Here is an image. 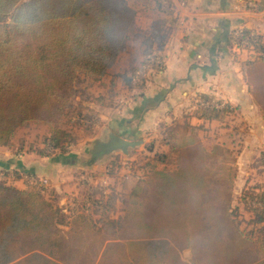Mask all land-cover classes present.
<instances>
[{
  "label": "trees",
  "instance_id": "trees-1",
  "mask_svg": "<svg viewBox=\"0 0 264 264\" xmlns=\"http://www.w3.org/2000/svg\"><path fill=\"white\" fill-rule=\"evenodd\" d=\"M142 1L159 14L173 11L170 0ZM135 15L127 0H0V146L21 150L17 130L35 122L50 134L43 149L30 151L50 156L59 150L65 163L79 160L64 155L70 137L60 121L72 105L67 96L82 76L99 79L113 65ZM232 34L216 53L233 46ZM237 41L249 51L245 79L264 112V34L243 26ZM156 49L148 45L145 54ZM151 69L158 73L162 64ZM228 109L197 104L195 115L222 119ZM166 126L168 151L156 153L130 188L118 195L84 178L86 192L68 201L66 220L43 185L16 188L7 184L10 171L0 170V264H264V188L246 186L237 200L260 226H241L232 205L238 150L219 143L206 148L197 126ZM103 154L90 152L79 163L93 168ZM119 197L122 212L115 217ZM182 249L190 250L189 262Z\"/></svg>",
  "mask_w": 264,
  "mask_h": 264
},
{
  "label": "crops",
  "instance_id": "crops-1",
  "mask_svg": "<svg viewBox=\"0 0 264 264\" xmlns=\"http://www.w3.org/2000/svg\"><path fill=\"white\" fill-rule=\"evenodd\" d=\"M170 1L173 5L172 13L170 15L155 13L159 26L158 24L153 26L151 31L148 30L141 36L138 47L133 50L134 53L129 59L133 63L129 66V71L132 72L142 61L146 47L152 45L163 57L162 70L151 79L145 80L138 86L139 88L133 89V86H130V90H125L124 97H128V101L121 104L123 111L118 107L117 111H113L117 114L108 117V128L120 136H124L121 135V131L130 130L131 127L133 131H140L153 127V124L158 122L174 125L189 121L188 124L197 126L198 131L205 129V124L216 122L217 125L220 124L218 128L226 129L229 123L224 122L225 116L222 119L205 121L197 117L195 115L197 105L194 102L204 94L227 98L226 102L233 106V108L230 106L234 109L233 112L243 115V125L247 126L249 131L247 142L245 143L244 138V143H241L242 149L236 154L232 205H239L238 196L254 179L255 174L251 171L255 170L258 175L264 174L262 166L251 164L248 165V170H244L240 165L246 149L252 148L248 157L254 159L258 157L259 150H264V112L254 102L245 79L243 62L249 59V51L233 45L227 47L225 53L216 52L230 39V35L235 32L234 29L241 26L264 34V0H188L184 6H181L178 0ZM246 2H251L252 6L240 14H234L235 7ZM136 34L135 37L140 35L139 32ZM128 49L126 45V48L119 52L107 73L114 70L119 57L128 55ZM126 72H119L118 75L123 78ZM128 114L134 116L136 126L133 125L134 120L130 118L131 116L129 118L126 116ZM222 136L223 134L211 147L217 143L231 145L227 136L226 138ZM198 137L201 140L199 133ZM201 142L205 146L202 140ZM165 147L164 145L163 149ZM64 161L65 158L57 154L41 156L34 151L0 146V170H9L7 184L19 189L29 184L27 181L29 176H35L48 180L51 183V190L56 192L57 196L71 184L70 180L76 172L80 173L78 172L80 169L82 171L88 168L80 164L79 160L77 162L72 160L70 163ZM248 161L247 163L253 162ZM258 175L257 178L260 177ZM106 180H109L108 177ZM135 180H124L123 192L130 188ZM114 190L118 195L123 193L120 190L118 192L116 188ZM64 201L68 204V198ZM59 206L66 212L67 205L65 208ZM259 258L263 260L264 256Z\"/></svg>",
  "mask_w": 264,
  "mask_h": 264
},
{
  "label": "rangeland",
  "instance_id": "rangeland-1",
  "mask_svg": "<svg viewBox=\"0 0 264 264\" xmlns=\"http://www.w3.org/2000/svg\"><path fill=\"white\" fill-rule=\"evenodd\" d=\"M127 2L136 10L134 21L129 28L128 35L125 40V44L129 47V51H127L128 55L125 57H119L114 70L108 73L106 71L99 79H91L82 76L75 84V91L67 96L70 104L72 105L65 111V114L60 121L61 129L67 132L70 137V139L64 143L67 150V153L64 155H74L82 162L90 158V150L94 144H96L98 141L108 140L109 134L112 133V130L108 128V120L110 117H113L117 114L113 112L114 110L117 111L116 108L118 109V107H120L121 111H123V106L121 104H126L128 101V97H124L125 90H130V86H133V89L134 87L139 88L137 85H135V83H133L132 80L130 81V79H128L132 77V72L129 71V66H131L130 64H133L129 59L134 53L133 50H136L138 47L141 36H144L145 32L148 30L151 31L153 26H156L157 24L159 26L153 6L146 7L142 0H127ZM136 32H139L140 35L135 37V35H137ZM144 55L145 52L143 57ZM161 60L163 62L162 56ZM139 64H137L136 67ZM125 71L127 72L126 75H123V78L118 75L119 72L124 73ZM156 74L157 73L154 70L150 71V73L146 75L144 81L151 79ZM198 99L196 98V101L194 102L195 105L199 104ZM226 99L213 96L214 102L222 103L221 108H226L228 105ZM230 106L232 105H229V112H227L223 118L224 122L229 123V126L226 129L218 128L217 126H220V124L217 125L216 122H212L205 124V129L197 131L206 147L210 148L212 143L222 134V138H226L227 136V139L231 141V145H228V147L230 146V148H233L234 151L238 150L239 152L242 149L241 143H244V138L245 143L247 142L246 139L249 137V131L248 127H244L243 125V115L240 112L239 113L241 115L235 114L233 112L234 109H232L233 106L232 108ZM105 112L108 113V115H106ZM126 116H128V118L131 116L130 118L134 120V116L132 117V114H128ZM135 122L136 121L134 120V126H136L134 124ZM187 123H189V121H187ZM166 127V124H163V122H158L153 124V127H148L140 131H133L132 127L130 130L126 129L124 132L121 131V135H124L122 137L133 141H138V144L133 147H129L126 152L114 150L112 152L103 154L94 163V168H87L82 171H80V169L78 171L80 173L76 172V175H74L70 180L71 184H69V186H67L65 189L61 190L57 196L56 192L54 193V191L51 190V183L47 180V186H44L46 190L45 193L54 195L57 204L62 205L64 206L63 208H65L67 205L66 201H64L65 198L66 200L68 198L69 201L76 194L86 192V190L83 189V185H85L87 180L89 182H102L108 177L109 180H106L105 184L111 187L113 186V188H116L118 192L119 190L123 192L122 187L124 180H135L138 175L148 169L149 165L153 162L156 153L168 151V146L163 141V135ZM49 134L50 132L48 126L32 122L28 126L21 127L17 130L15 141L16 144H18L19 141L23 139L24 142L21 150H41L45 145L44 138L49 136ZM164 145L166 146L165 149H163ZM250 150H252V148L245 150L243 155L244 159H242L240 162V165L242 166L241 168L248 170V165L255 164L256 166H262L261 170H264V150L258 151V157L256 159L248 157L250 156ZM58 152L59 150H56L54 153L57 154ZM248 160L253 162L247 163L249 162ZM74 161L77 162V160ZM161 166L162 165H159V167ZM256 168L258 169L259 167ZM110 172L115 176L109 175L108 173ZM251 172L255 174L254 179L251 180L247 186L253 187L256 191L263 189L264 174L258 175L255 170H252ZM90 174H95L96 178L94 179V177H91ZM256 175L260 177L257 178ZM84 178H86L85 183ZM34 185L42 186L39 184V182ZM261 185L262 187H260ZM235 199L236 198L234 197V200ZM257 205L260 207L259 203ZM257 205L254 204L252 206ZM237 206V209H239L237 210V218L241 220V226L253 228V226L255 227L261 225H254V221L252 220L253 213L245 210L241 203H239ZM121 212L122 205L119 197L114 206V213L111 215L117 217L121 214ZM64 215L65 213L63 211L62 219L66 220ZM244 219L246 223L242 222ZM180 256L183 260L189 262L191 252L189 249H182L180 250Z\"/></svg>",
  "mask_w": 264,
  "mask_h": 264
},
{
  "label": "built area",
  "instance_id": "built-area-1",
  "mask_svg": "<svg viewBox=\"0 0 264 264\" xmlns=\"http://www.w3.org/2000/svg\"><path fill=\"white\" fill-rule=\"evenodd\" d=\"M179 4L181 6H184L187 4L188 0H178ZM249 6H252L251 2H246L243 4H239L235 7V11L234 14H240L241 12L245 11ZM243 26L239 27V29H236L235 32L233 33L231 40L233 42V45L237 48H239L241 45H239L240 43L237 41V39L240 37V30ZM246 41H243L241 44H245ZM243 48V47H242ZM162 60H161V56L159 53L157 52H148L144 55L142 61L140 62V64L136 67V70L134 71L133 75H132V81L133 83L137 84L140 81V77L142 76V74L146 75L148 73H150V71H153V69H151L152 64H162ZM198 103L200 106H204L207 108H215V109H219L221 108V104L222 103H216L214 102V100H208V99H204V98H199L198 99ZM4 172L0 171V176L3 175ZM27 181L29 184H36L39 182L40 185L43 186H47V180L45 178L40 179L37 178L35 176H29L27 178ZM106 180H103L101 183L105 184Z\"/></svg>",
  "mask_w": 264,
  "mask_h": 264
},
{
  "label": "water",
  "instance_id": "water-1",
  "mask_svg": "<svg viewBox=\"0 0 264 264\" xmlns=\"http://www.w3.org/2000/svg\"><path fill=\"white\" fill-rule=\"evenodd\" d=\"M138 144V141H133L122 137L120 135L111 133L107 141H98L94 144L93 149L90 150L92 157L97 155L112 152L114 150H121L126 152L129 147H133Z\"/></svg>",
  "mask_w": 264,
  "mask_h": 264
}]
</instances>
